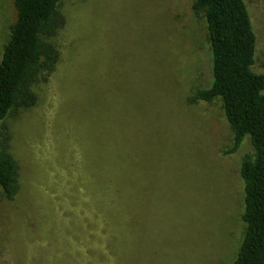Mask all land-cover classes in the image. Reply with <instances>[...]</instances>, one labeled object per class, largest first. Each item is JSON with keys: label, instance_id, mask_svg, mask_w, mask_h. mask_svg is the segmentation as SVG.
<instances>
[{"label": "rangeland", "instance_id": "374dc122", "mask_svg": "<svg viewBox=\"0 0 264 264\" xmlns=\"http://www.w3.org/2000/svg\"><path fill=\"white\" fill-rule=\"evenodd\" d=\"M193 1L61 0L54 70L3 121L19 189L0 187V264H233L252 145L223 154L221 102L187 103L209 77ZM243 1L264 73V0Z\"/></svg>", "mask_w": 264, "mask_h": 264}, {"label": "trees", "instance_id": "16d2710c", "mask_svg": "<svg viewBox=\"0 0 264 264\" xmlns=\"http://www.w3.org/2000/svg\"><path fill=\"white\" fill-rule=\"evenodd\" d=\"M61 0H14L15 20L0 58V187L12 200L18 192V164L9 152L5 118L36 102L32 84L46 81L57 62L47 38L64 24ZM192 10L202 17L207 31L204 46L209 77L187 98L221 102L232 132L233 153L245 137L252 151L244 153L239 176L243 183V237L233 264H264V73H255L256 37L243 0H194Z\"/></svg>", "mask_w": 264, "mask_h": 264}]
</instances>
